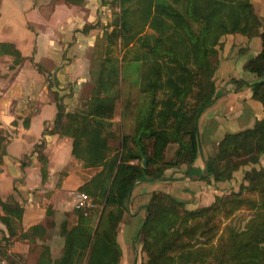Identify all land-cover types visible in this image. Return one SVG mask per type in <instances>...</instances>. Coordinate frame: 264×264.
I'll list each match as a JSON object with an SVG mask.
<instances>
[{"label":"trees","instance_id":"trees-1","mask_svg":"<svg viewBox=\"0 0 264 264\" xmlns=\"http://www.w3.org/2000/svg\"><path fill=\"white\" fill-rule=\"evenodd\" d=\"M116 3L114 20L93 50L91 96L64 121L65 104L58 93L55 100L53 132L73 138L72 153L83 166L100 168L79 187L93 199L94 207L77 209L73 226L64 223L62 255L51 259L45 245L39 258L42 264H120L117 234L136 183L166 180L165 171L181 164L193 169L200 151L199 120L217 96L216 59L226 35L261 38L260 52L244 67L261 78L250 86L253 98L264 106V22L253 0ZM0 55L14 57L11 69L25 60L9 41H0ZM233 81L249 85L243 79ZM124 82L131 85L129 91L137 88L136 100L129 93L124 100ZM116 117L120 120L114 121ZM8 136H0V164ZM111 140L120 143L114 146ZM172 145L173 157L167 159ZM263 155L264 118L252 127L226 133L216 153L206 159L203 178L215 183L230 180L242 165L259 163ZM39 157L46 165L44 153ZM245 178L248 184L238 191L217 195L212 204L195 209L172 194L154 192L141 230L142 250L147 254L141 264H264V168L248 172ZM0 206V219L9 231L1 241L4 254L24 208L1 196ZM243 209L251 212L250 217L237 227L232 219ZM41 229L42 224L34 225L23 236ZM9 264L20 263L11 258Z\"/></svg>","mask_w":264,"mask_h":264},{"label":"crops","instance_id":"crops-1","mask_svg":"<svg viewBox=\"0 0 264 264\" xmlns=\"http://www.w3.org/2000/svg\"><path fill=\"white\" fill-rule=\"evenodd\" d=\"M253 1L264 22V0ZM112 11L105 0L1 2L0 41L13 42L25 60L11 69L14 57L0 55V136L10 134L2 146L6 154L0 164V196L24 208L8 250L4 254L0 250V264H9L11 258L20 264H42L39 258L45 245L50 248L51 259L59 258L64 248V223L73 226L77 222L75 195L100 168L83 166L72 153L73 138L53 132L58 111L56 93L66 107L62 121L91 96L87 95L92 81L90 55L97 38L113 22L104 18L107 13L111 17ZM261 48L260 37H227L217 60V96L199 120L200 151L191 175L183 165L168 169L166 180L136 183L117 234L122 249L120 264H141L147 258L141 230L154 192L172 194L194 209L212 204L216 195L236 186V180L215 183L203 178L206 158L226 133L252 127L264 118L263 105L252 97L250 86L260 77L244 68L245 61ZM233 79H243L249 85L237 88ZM118 120L120 117L114 119ZM119 143L110 141L114 146ZM41 152L48 160L46 165L40 161ZM37 224L46 232L41 229L36 235L23 236ZM8 235L0 219V242Z\"/></svg>","mask_w":264,"mask_h":264},{"label":"rangeland","instance_id":"rangeland-1","mask_svg":"<svg viewBox=\"0 0 264 264\" xmlns=\"http://www.w3.org/2000/svg\"><path fill=\"white\" fill-rule=\"evenodd\" d=\"M1 2H2V0H0V5H1ZM105 3L107 4V5H109L110 7H112V9H113V11H112V13H111V17L110 16H108V13H107V15H105V19H106V21H107V23H111L113 20H114V16H115V14H116V12L118 11V5H117V3H116V0H105ZM253 4H254V1H253ZM254 7H255V4H254ZM255 11H256V9H255ZM256 13L258 14V12L256 11ZM259 15V14H258ZM104 16V15H103ZM260 16V15H259ZM260 18L262 19V21H263V18L260 16ZM234 34H240V33H234ZM234 34H228V35H226L225 37H224V42H223V44L220 46V48H219V54H220V50H221V48L222 47H224V45H225V43H226V41H227V37H229L230 35H234ZM241 35H243V34H241ZM245 36V35H244ZM246 37H248V36H246ZM255 37H259V36H255ZM249 38V37H248ZM253 38V37H252ZM230 39H232V38H230ZM261 39V38H260ZM243 49H244V47H243ZM242 48H241V50H243ZM93 50H94V48H93ZM257 56V55H256ZM255 57V56H254ZM92 58H93V51L91 52V55H90V59H91V66L93 65V62H92ZM253 58V57H252ZM250 59V58H249ZM218 60V57H217V59H216V62H218L217 61ZM248 60V59H247ZM246 60V61H247ZM245 61V62H246ZM7 63H9V61H7ZM245 64V63H244ZM218 68V67H217ZM245 68V67H244ZM247 70V69H246ZM217 71V70H216ZM249 71V70H248ZM214 79H215V81H216V86H217V78H216V73H215V75H214ZM261 79V78H260ZM92 81L91 82H89L88 83V91H87V95L88 96H90L91 95V93H92V89H93V87H94V82H93V79H91ZM238 85V84H237ZM243 86H245V85H243ZM241 86H237V88H240ZM129 88H131V85H129V83H127V82H124V84H123V89H124V100L126 99V97H127V93H129V94H131V95H133V97H134V99L136 100V98H137V94H138V90H137V88L136 87H133L130 91L128 90ZM252 88V87H251ZM252 92H253V90H252ZM252 97H253V93H252ZM88 99V98H87ZM255 99V98H254ZM256 100V99H255ZM257 101H259V100H257ZM261 104H262V102L261 101H259ZM82 103H84V101L82 102ZM211 105V104H210ZM209 105V106H210ZM263 105V104H262ZM208 107V106H207ZM206 107V108H207ZM205 108V109H206ZM204 109V110H205ZM263 109H264V106H263ZM203 110V111H204ZM203 113V112H202ZM202 113H201V115H202ZM201 117V116H200ZM237 132V131H236ZM150 146H151V143H150ZM217 147H218V144L217 145H214L213 147H212V150L210 151V154H208V157L209 156H211V155H213V154H215L216 153V151H217ZM174 150H175V148H174V146L172 145V146H170L168 149H167V151H166V158L167 159H169V158H171V157H173V154H174ZM207 157V156H206ZM207 157V158H208ZM206 158V159H207ZM195 163V162H194ZM183 165H186V164H181V165H179V166H175V167H181V166H183ZM187 167H186V173H189V171H190V167H188V165H186ZM175 167H170V168H168V169H172V168H175ZM261 168H264V155L261 157V160H260V162L259 163H248V164H245V165H242L239 169H237L235 172H234V174H233V177L230 179V180H227V181H220V182H226V183H228V182H232L233 180H236V186H229V187H227L225 190H227V191H225V193L224 194H219V195H228V194H231V193H233V192H235V191H238L239 189H240V187H241V185L244 183V184H248V181L246 180V178H245V176H246V174L248 173V172H255V171H257V170H260ZM167 169V170H168ZM167 170L165 171V176L166 177H169V174H168V172H167ZM237 188V189H236ZM228 192V193H227ZM217 196V195H216ZM216 196H215V198H216ZM215 198H214V200H215ZM214 202V201H213ZM187 205V207L190 209L191 207H192V205L191 204H186ZM210 205V204H209ZM207 206V205H206ZM199 207H201V206H199ZM196 208H198V207H196ZM195 209V208H194ZM250 211L249 210H247V209H243V210H240V211H238L237 213H236V215L233 217V219H232V222H233V224H235L237 227H242L244 224H245V222L247 221V219H249V217H250ZM2 244H3V242H0V250L2 251V250H4V246H2Z\"/></svg>","mask_w":264,"mask_h":264},{"label":"built area","instance_id":"built-area-1","mask_svg":"<svg viewBox=\"0 0 264 264\" xmlns=\"http://www.w3.org/2000/svg\"><path fill=\"white\" fill-rule=\"evenodd\" d=\"M75 198H76L75 207L77 209H83V208L90 209L94 207L93 199L86 192L83 191L77 192Z\"/></svg>","mask_w":264,"mask_h":264},{"label":"water","instance_id":"water-1","mask_svg":"<svg viewBox=\"0 0 264 264\" xmlns=\"http://www.w3.org/2000/svg\"><path fill=\"white\" fill-rule=\"evenodd\" d=\"M144 165H147V159L144 160Z\"/></svg>","mask_w":264,"mask_h":264}]
</instances>
